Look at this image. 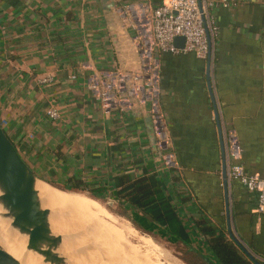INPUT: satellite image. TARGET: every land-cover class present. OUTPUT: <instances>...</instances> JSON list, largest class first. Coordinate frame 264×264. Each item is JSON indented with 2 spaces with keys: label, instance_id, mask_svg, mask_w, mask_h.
Wrapping results in <instances>:
<instances>
[{
  "label": "crops",
  "instance_id": "crops-1",
  "mask_svg": "<svg viewBox=\"0 0 264 264\" xmlns=\"http://www.w3.org/2000/svg\"><path fill=\"white\" fill-rule=\"evenodd\" d=\"M167 1L114 0L117 8ZM229 2L214 11L209 71L190 53L158 58L159 103L177 165L171 172L153 153L149 112L139 106L140 114L105 113L91 90L94 75L119 68L116 23L100 0H0V120L22 160L47 185L77 180L92 196L110 199L121 178L145 177L158 201L168 192L183 195L161 206L173 235L179 238L186 226L193 233L192 220L205 219L245 259L230 236L264 264L257 193L222 176L229 131L238 139L244 172L264 174V0ZM50 110L59 117L48 118Z\"/></svg>",
  "mask_w": 264,
  "mask_h": 264
},
{
  "label": "built area",
  "instance_id": "built-area-1",
  "mask_svg": "<svg viewBox=\"0 0 264 264\" xmlns=\"http://www.w3.org/2000/svg\"><path fill=\"white\" fill-rule=\"evenodd\" d=\"M229 5V0H168L156 7L139 4L116 7L137 47L141 70L100 71L91 78V90L105 113L111 110L126 113L136 105L148 109L156 150L166 171L171 172L177 165L159 103L158 58L163 53H190L205 63H212L217 36L214 11ZM176 38L184 39L182 48L175 46ZM46 115L50 119L59 117L55 110L47 111ZM0 123L4 129L6 122L0 120ZM226 147L228 176L257 193V212L264 213V174L244 172L239 164L241 149L234 131L226 133Z\"/></svg>",
  "mask_w": 264,
  "mask_h": 264
},
{
  "label": "water",
  "instance_id": "water-1",
  "mask_svg": "<svg viewBox=\"0 0 264 264\" xmlns=\"http://www.w3.org/2000/svg\"><path fill=\"white\" fill-rule=\"evenodd\" d=\"M100 4L103 10L112 14L113 23H116L117 32L112 34V39L116 56L119 60V69L139 72L141 70V62L138 57L137 47L117 15L114 0H100ZM183 43V38L174 40V44L178 48H182ZM126 55L129 56L126 57ZM207 65L209 71L210 62ZM138 108L139 106L136 105L129 112L140 114V109ZM141 111L148 112V109L142 106ZM147 118L148 133L153 142V153L157 155L162 165L156 150L149 113ZM222 176L226 180L227 169L225 164ZM40 183L45 182L40 180L22 160L0 123V207L4 212L2 217L5 220H9V227L12 231L27 238V249L39 256L44 264H67L69 260L59 253L64 236L56 235L51 230L50 216L52 213L49 209L44 208L36 189ZM230 237L252 264H259L245 247L240 245L232 236ZM205 263L214 264L208 259H205ZM0 264L18 263L0 247Z\"/></svg>",
  "mask_w": 264,
  "mask_h": 264
},
{
  "label": "bare ground",
  "instance_id": "bare-ground-1",
  "mask_svg": "<svg viewBox=\"0 0 264 264\" xmlns=\"http://www.w3.org/2000/svg\"><path fill=\"white\" fill-rule=\"evenodd\" d=\"M36 189L44 208L51 209L52 232L64 236L59 252L74 262L67 264H130L112 257L114 250L129 243L133 233L130 229L101 220L95 221V227L89 229L81 223L89 217L82 197L59 191L46 183L38 184ZM3 214L0 207V247L18 264H44L39 256L27 249V238L10 229V222L2 217ZM85 231H90L93 236ZM144 261L139 264H154L151 260Z\"/></svg>",
  "mask_w": 264,
  "mask_h": 264
},
{
  "label": "trees",
  "instance_id": "trees-1",
  "mask_svg": "<svg viewBox=\"0 0 264 264\" xmlns=\"http://www.w3.org/2000/svg\"><path fill=\"white\" fill-rule=\"evenodd\" d=\"M82 184L83 183L80 181L73 180L71 183L64 185L62 190L67 192H88L92 195V190L89 191L88 188ZM118 187H120L119 192L110 199L120 202L127 213H134L133 216L140 219L148 228H153L155 233H158V231L161 230L160 228H163L167 237H171V240L175 243H180L182 246L188 247V251L192 249V238L197 246L195 254L198 258L199 256L202 257L204 262L205 259H208L214 264H251V262L245 259L237 251L235 246L227 240L222 230L211 224L208 220H192L193 233L189 234V228H187V226L183 227L179 232V238L165 227L169 220V216H165L164 212L161 213L163 209L161 206L167 202L172 204L175 199L179 202L182 201L183 195L181 193L175 191L173 195L171 192H168L165 201H158L155 198L156 191H154L152 184L145 177L138 178L132 182H127L124 178H121ZM94 198L99 199L100 197ZM124 203L131 208V211L127 209ZM167 204L165 206H167ZM131 220L132 219H130V221ZM137 228L139 230L142 229L138 226ZM146 232H148L149 235H153L149 230Z\"/></svg>",
  "mask_w": 264,
  "mask_h": 264
},
{
  "label": "rangeland",
  "instance_id": "rangeland-1",
  "mask_svg": "<svg viewBox=\"0 0 264 264\" xmlns=\"http://www.w3.org/2000/svg\"><path fill=\"white\" fill-rule=\"evenodd\" d=\"M50 186L59 191H64L62 190V185L55 184ZM64 192L80 196L84 199L86 208L89 210V217L85 220L83 219L81 223L89 229L95 227V221L101 220L114 225H123L133 232L126 246H122L121 248H117V251H113L112 257L114 259L130 264L145 263L144 260H151L154 264H205L202 257L199 256L198 258L195 254L197 249L196 245H191L193 251L192 249L188 251V247H184L180 243H175L171 240V237L162 235L163 232L158 231V233H155L153 228H148L136 216H131V214L127 213L120 202L108 198L95 199L88 192ZM130 219L132 220L130 221ZM137 226L142 229L139 230ZM147 230L151 231L153 235H149L146 232ZM85 232L93 236L90 231ZM60 235L63 236V234ZM17 244L20 245L18 242ZM117 252L118 257L116 255ZM106 254L110 255L109 253ZM67 259L69 260L68 263H74L72 259Z\"/></svg>",
  "mask_w": 264,
  "mask_h": 264
}]
</instances>
